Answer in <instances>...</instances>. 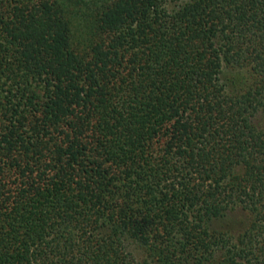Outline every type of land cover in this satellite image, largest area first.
I'll use <instances>...</instances> for the list:
<instances>
[{"label":"trees","instance_id":"1","mask_svg":"<svg viewBox=\"0 0 264 264\" xmlns=\"http://www.w3.org/2000/svg\"><path fill=\"white\" fill-rule=\"evenodd\" d=\"M258 114L264 0H0V264H264Z\"/></svg>","mask_w":264,"mask_h":264},{"label":"rangeland","instance_id":"2","mask_svg":"<svg viewBox=\"0 0 264 264\" xmlns=\"http://www.w3.org/2000/svg\"><path fill=\"white\" fill-rule=\"evenodd\" d=\"M226 79H231V73L226 71L225 72ZM254 123L260 129L264 128V116L262 114H258L254 117ZM247 223V215L241 210H234L229 212L225 218L218 221L216 226L219 229L225 230L229 232V234L233 236H237L243 228L246 226ZM128 250L132 251L136 258H142V251L138 249L134 245H129Z\"/></svg>","mask_w":264,"mask_h":264}]
</instances>
